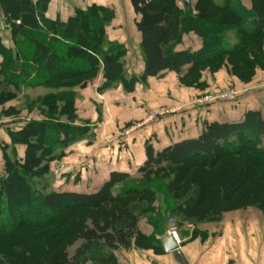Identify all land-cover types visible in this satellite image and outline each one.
<instances>
[{
  "label": "trees",
  "instance_id": "16d2710c",
  "mask_svg": "<svg viewBox=\"0 0 264 264\" xmlns=\"http://www.w3.org/2000/svg\"><path fill=\"white\" fill-rule=\"evenodd\" d=\"M129 1L137 16L135 26L144 62L139 74H129L125 68L126 47L118 42L114 46L106 39V27L113 16L109 8L94 4L77 8L67 21L59 22L44 17L48 0H0L5 20L19 19V24H10L13 36L23 38L15 51L0 38V105L13 99L31 79L55 89L37 103L47 119L23 120L19 127L9 130L12 147L23 145L24 154L22 158H10L4 147L0 173V232L25 225L53 226L54 231L42 233L41 247L35 255L28 248L12 250L13 244L3 237L0 264H72L67 248L79 238L98 242L104 237L112 244L116 239L126 243L129 236H134L137 247L152 246L156 250L159 239L136 229L138 216H145L156 228L175 214L182 222L195 224L217 221L224 212L250 206L264 213V116L252 108L238 120L208 122L195 137L161 150L155 151L147 143L146 159L137 172L149 178L135 180L133 186L123 187L116 194L113 188L129 179L127 173L112 171L92 192L61 189L43 193L36 189L34 178L48 171L54 147L66 146L88 131V126L51 121L58 111L74 119V90L55 87L58 84L78 80L76 84L83 87L101 73L103 87L118 85L132 92L137 84L146 85L149 77L165 72L200 85L204 70H217L222 65L245 82L258 68H264V0H248L249 7L243 0H224L221 5L213 0H195L192 5L190 0V12L184 0L182 8L176 0ZM189 32L200 38V46L179 48ZM229 32L235 37L233 43ZM4 113L17 116L20 110L8 107ZM162 165L180 170L174 173L159 168ZM192 170L194 174L186 178ZM158 172L162 177L173 175L166 181V188L178 185L174 193L161 198L152 188L151 175L157 177ZM181 196L183 199H179ZM207 197L209 207L192 217ZM105 203L112 205L104 208L100 220L92 221V228L83 214L73 215ZM6 244L7 251L3 247Z\"/></svg>",
  "mask_w": 264,
  "mask_h": 264
},
{
  "label": "crops",
  "instance_id": "0c3cea01",
  "mask_svg": "<svg viewBox=\"0 0 264 264\" xmlns=\"http://www.w3.org/2000/svg\"><path fill=\"white\" fill-rule=\"evenodd\" d=\"M31 1L35 3L37 0ZM176 1L182 8L183 0L182 6L178 0ZM194 1L191 0L192 5ZM213 1L217 5L224 2ZM243 3L247 7L250 6L248 0H243ZM93 4L107 7L112 11L113 16L106 27V38L110 42H118L126 47L125 58L132 64L128 72L139 74L144 68V62L139 47L140 34L135 26L137 16L129 0H48L44 17L50 21L65 22L73 15L75 9H85ZM10 23L5 20L0 4L1 42L15 51L17 42L23 43V38L13 36ZM187 46L194 49L199 47L200 38L189 32L183 37V45H179V48ZM135 56L138 57L137 61ZM1 61L0 55V65ZM217 73L221 76L215 80L208 70H204L199 80L200 85L193 87L181 85L176 73L165 72L160 76L149 77L146 85L137 84L132 92H125L118 85L109 89L103 94L104 101L101 102H104L102 105L104 109L100 112L99 118L98 115L93 116L96 114L92 113L94 111L87 115H79L82 122L90 124L89 133L94 132L91 133L96 135L94 140L88 143L83 139L77 145L76 143L71 145L66 154L61 156L69 171L72 173L76 171L78 174V182H74L73 177L67 180V183L71 184L66 190L95 191L109 178L112 171L127 173L130 177L137 174V169L146 159L147 143L152 145L155 151L161 150L173 142L195 137L208 122L238 120L249 108L259 109L264 116L262 95L264 68L256 70L250 83L236 85L241 96L239 104L233 105L220 100L204 107L192 103V99L196 97L194 95L203 94L200 91L207 89L208 85L215 83L224 86L222 80L225 77L224 72ZM102 81L104 80L99 73L84 87L79 88L80 95L85 97L91 95L94 98L96 87L101 85ZM29 84L30 88L40 86L32 79ZM182 89L193 91V96L182 94ZM255 94H261L262 98H253ZM81 103L80 98L78 100L76 97L75 106H80ZM15 104L14 101L5 102L2 109L16 107ZM113 105L115 110L111 108ZM172 107L177 108L173 114L169 113L171 114L169 116L158 114V111ZM150 109H157L156 119L125 132L132 123L141 122L145 117L144 113ZM19 110L21 112V108ZM25 111H28V114L34 112L28 109ZM25 115L12 116L3 112L0 115V171L4 163L3 148L11 143L8 132L19 127L23 120H29L24 117ZM122 124L123 126H120ZM15 147L19 158H22L24 146ZM50 164H53V161ZM81 164L84 167L79 171ZM166 225L162 222L155 228L148 223L145 216L137 218L136 229L139 233L147 237L154 235L159 239V242L155 243L158 246L156 250L152 246L137 247L134 244V236H129L126 243L116 239L112 244H108L104 237H100L98 242L79 238L67 248V255L72 264H264V213L258 209L247 207L227 211L217 221H200L195 224L183 222L179 229L182 245L170 252L164 251L161 245V236L166 231ZM92 227L89 224V228Z\"/></svg>",
  "mask_w": 264,
  "mask_h": 264
},
{
  "label": "rangeland",
  "instance_id": "374dc122",
  "mask_svg": "<svg viewBox=\"0 0 264 264\" xmlns=\"http://www.w3.org/2000/svg\"><path fill=\"white\" fill-rule=\"evenodd\" d=\"M178 1H179V4L182 6V1L181 0H178ZM228 36L230 38V42L233 43L235 41V37H234L233 33L229 32ZM112 44L114 46H116L118 43L113 42ZM137 58L138 57L135 56V61H137ZM124 60H125V68L128 72V70L131 69L132 64H131L130 60L128 61L127 58H125V56H124ZM19 64H20V62H19ZM208 71H209V69H208ZM219 71H223L225 74L224 75L225 77L223 76L224 78H222V80H224V83H225L224 86L221 87L220 85H217L215 83L208 85L207 89H205L204 91H200V92H203V94L194 95L196 97H194L192 99V103L200 104L204 107H207V106H209V105H211L217 101H220V100L226 101V102L233 104V105L239 104V101L241 100V96H240V92L238 91L237 86H239V84L246 85V84L250 83L253 80L255 75H253L252 79L249 82H245V81L239 79L238 77L232 75L225 65L219 66L217 70H212L209 72L212 74V76L216 80L218 76H221V74L217 73ZM129 74H131V73H129ZM217 74H219V75H217ZM232 78L235 79L234 80L235 82L232 80ZM189 81H190V79H188L186 81H180L179 80V82L183 86H187V87L195 86V85L189 84ZM69 82H71V83H68V82L61 83L55 87H58L60 89L61 88L66 89V88L70 87V89L74 90L75 98L77 97L78 100L80 98V101L82 103L79 104L80 106H75V101H74V119H72L71 117L68 118L67 115L61 114L58 111V112L54 113L53 120H51V121H53V122H68V123H71V124L77 125V126H86V127L88 126V131L85 133L86 135L84 134L85 136H82L79 139L73 140L72 142L68 143L66 146H55L54 147L53 151H54L55 156H54L53 160H51L49 162L48 171L45 174H42L40 176H36L34 178V183H35L36 189L40 192H43V193L50 192L52 190H61V189L66 190V187H70V184H71V183H67L68 182L67 180L70 177L71 178L73 177L74 182L77 181L78 174H76V171L74 173H72L71 170L69 171L65 162L63 160H61V156L66 154L65 153L66 150L71 145H73L75 143L77 145V143L83 139L86 140L88 143H91L94 140V137L96 135L91 134L94 132L89 133L90 124L88 122H82L80 120L81 117H79V115H81V114L87 115V114L91 113L90 111H94L92 113H96V114L93 116L95 117L96 115H98V118H99L101 116L100 112H102V109H104L102 106L104 102H101V101H104L103 100V97H104L103 94H105L107 91H109V89H111V88L113 89L116 86V85H111V86L103 87V81H102L101 85L96 87L95 94H94L95 97L93 98V96L91 97V95L87 96V97H85L84 95H80L79 88H81V86L76 84L77 82H79L78 80L77 81H69ZM36 85H38V86L40 85V86L36 87V88H30L29 83L23 84L22 88H20V90L17 92L16 96L9 101H12V102L14 101L16 103L15 104L16 107H18L19 109L21 108V112L19 114L20 115L26 114L24 116L25 118L33 119V120L47 119L46 116H43L42 114H40V112H39L40 109H39V106L37 103H38V100L40 97H42L46 93L50 92V90H53V89H51L52 85H49V86L45 85V84H36ZM72 85H74V86H72ZM31 87H33V86H31ZM5 90H8V89H5ZM53 91H55V89ZM227 91H233L235 93L234 99L231 100V99L221 97V95H223ZM190 92L188 90L186 91L184 89L181 90L182 94L185 93L189 97L190 96L192 97L193 91H190ZM260 95L255 94L252 97L256 98V99H257V97L262 98V95H264V90H263L262 95L261 96ZM208 99H211V100H208ZM2 108H3V104L0 105V115L2 114V112L4 113V110ZM111 108L115 110L114 105ZM25 109L34 110V112L28 114L27 113L28 111H25ZM156 110L157 109L147 110L144 113L145 117L141 122L139 121V123L138 122L132 123V125L130 127H128L126 130H125V127H123L124 128L123 130H125V132L127 133V131H130L131 129L135 128L138 125H139L138 127H140V125H142V124L146 125L147 122L150 123L152 120L156 119V116H157V112H155ZM77 111H78V113H77ZM175 111H177L176 107L164 108L163 110L158 111V114H160L161 116H163V115L169 116V115H171L169 113L173 114ZM110 112H111V110H110ZM150 113L154 114V116L151 119H149ZM69 120H71V121H69ZM120 126H123V124ZM5 145H7V144H5ZM118 146L120 147V144H118ZM5 147H6V151L8 153V156L10 158H13V157L19 158L15 146L12 147V145L10 143L9 145H7ZM13 148H14V151H11ZM2 160H3V158H2ZM52 161H53V164H50ZM223 162L219 163L218 166L221 165ZM83 167H84V165L81 164L79 167V171ZM159 168H161V169H167L168 168L171 170V172H174V173L176 171L179 172V170H180L179 167L174 168V167H169L168 165H162ZM2 170H3V168H2ZM2 170L0 171V173H2ZM193 171L194 170L189 171L190 173L186 176V178H189V176H191ZM157 174H158L157 177L153 174L151 175V179H152L151 183H153L155 185V187H152V188L157 189L158 195H160V197L162 198V197H164L163 195H165L166 193H169V194L174 193L176 191L178 185H174V186L170 187L169 189L166 188V181H168L173 175L170 174L169 176L162 177V175H160V174H162V172H158ZM145 176L146 175L139 174V173L131 175V177L129 176V179H126V180L122 181L121 183H118L117 185H115V187L112 190V193L116 194L117 192H120L123 187L133 186L135 180H141L143 178L144 179L149 178V176H146V177ZM183 196H184V194H183ZM183 196L179 197V199H183ZM262 198L263 197L261 196L260 198H258V200L261 201ZM110 205H112V204L111 203H105L97 209H91V210L84 209V210H79V211L77 210L76 212H74L73 215L74 216H80L79 214H83L86 217V221H88V224L92 225L93 224L92 221L95 222V221L100 220L102 211L104 210L105 207L110 206ZM208 207H209V198L206 199V201L202 204V208H200L197 211H194L191 216L195 217V218H196V216H200L202 214V212H204V210H206ZM249 208L253 209L255 207L250 206ZM138 218H139V216H138ZM171 219L175 220L178 223V230H179L180 226L182 225L183 222L181 220H179V218L177 217V214H175V215H170L169 217H167L165 219V223L167 224L168 221ZM52 230L54 231L53 226H51L50 228H47V227L46 228H34V227H30V226L25 225L19 229L17 228V229L12 230L8 233L7 232L6 233L0 232V239H2L3 237H6L5 240L9 244H13L12 250L14 248H15L14 249L15 251L26 250L28 248L27 250H29L32 254L35 255L38 252L39 248L41 247L40 242H41L42 238L44 237L43 234L47 233V232L49 233ZM44 242H48V241L45 240ZM3 247L7 251L8 245L6 244ZM12 250L10 249L11 252H12Z\"/></svg>",
  "mask_w": 264,
  "mask_h": 264
},
{
  "label": "built area",
  "instance_id": "2783aa9c",
  "mask_svg": "<svg viewBox=\"0 0 264 264\" xmlns=\"http://www.w3.org/2000/svg\"><path fill=\"white\" fill-rule=\"evenodd\" d=\"M10 22L14 24H19V19H12ZM1 27H3V24L1 25ZM234 96H235V93L233 91H227L223 95H221L222 98H227L231 100L234 99ZM208 100H211V99H208ZM153 116L154 114L150 113L149 119H151ZM164 236L173 237L176 243L181 242L179 238L178 223L175 220L171 219L168 221L166 225V231L161 237H164Z\"/></svg>",
  "mask_w": 264,
  "mask_h": 264
},
{
  "label": "water",
  "instance_id": "95a60500",
  "mask_svg": "<svg viewBox=\"0 0 264 264\" xmlns=\"http://www.w3.org/2000/svg\"><path fill=\"white\" fill-rule=\"evenodd\" d=\"M184 4L187 6V11H191V7L189 6L190 0H184ZM19 65V62H16V66ZM161 245L166 252H170L178 249L182 242L176 243V241L171 236H164L161 238Z\"/></svg>",
  "mask_w": 264,
  "mask_h": 264
}]
</instances>
